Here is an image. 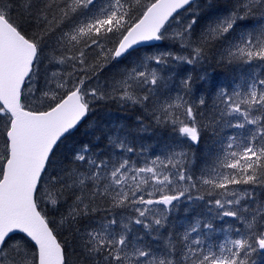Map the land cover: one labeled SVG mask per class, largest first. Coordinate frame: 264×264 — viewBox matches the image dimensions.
<instances>
[{"label":"snow or ice","instance_id":"obj_1","mask_svg":"<svg viewBox=\"0 0 264 264\" xmlns=\"http://www.w3.org/2000/svg\"><path fill=\"white\" fill-rule=\"evenodd\" d=\"M261 259L264 0H0V264Z\"/></svg>","mask_w":264,"mask_h":264},{"label":"trees","instance_id":"obj_2","mask_svg":"<svg viewBox=\"0 0 264 264\" xmlns=\"http://www.w3.org/2000/svg\"><path fill=\"white\" fill-rule=\"evenodd\" d=\"M201 2H203V0H201ZM208 71L212 75H218V76L223 77L225 75L230 74L231 69H226V68H221V67H209ZM110 108H111V111H117L118 110L115 105H111ZM102 113H103V110L101 111V116H102ZM126 119L131 121V119H132L131 114L128 115V117ZM88 132H89V130L87 129V127L81 128L80 131L77 133L76 138L77 139H90L91 137L88 135ZM153 139H155V137H153ZM182 215H183V217L185 215L183 212V206L181 207L180 212L177 214V217L180 218ZM259 264H264V261L260 260Z\"/></svg>","mask_w":264,"mask_h":264},{"label":"rangeland","instance_id":"obj_3","mask_svg":"<svg viewBox=\"0 0 264 264\" xmlns=\"http://www.w3.org/2000/svg\"><path fill=\"white\" fill-rule=\"evenodd\" d=\"M111 112H112L113 115L120 116L121 118H127L128 115H130V113H124V112H121L119 110H117V111H111ZM102 115H103V113H102ZM180 218H183V215ZM261 260L264 261V259H261Z\"/></svg>","mask_w":264,"mask_h":264}]
</instances>
